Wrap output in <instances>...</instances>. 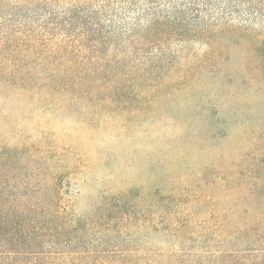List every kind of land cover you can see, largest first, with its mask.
<instances>
[{"label":"rangeland","instance_id":"rangeland-1","mask_svg":"<svg viewBox=\"0 0 264 264\" xmlns=\"http://www.w3.org/2000/svg\"><path fill=\"white\" fill-rule=\"evenodd\" d=\"M20 3L0 0V35L41 31ZM233 24L238 31L223 35L216 67L169 79L204 53L191 43L190 55L162 64L161 77L130 82L117 102L107 92L43 93L39 56L18 71L0 67V200H17L25 215L35 209L37 219L53 207L45 219L58 213L65 227L80 224L59 246L42 244L44 254L61 247L116 264H167L181 255L180 242L213 249L196 239L200 227H212L222 207L249 205L242 193L264 192V17ZM26 76L33 78L6 82ZM179 223L190 230L173 237L168 230Z\"/></svg>","mask_w":264,"mask_h":264},{"label":"trees","instance_id":"trees-1","mask_svg":"<svg viewBox=\"0 0 264 264\" xmlns=\"http://www.w3.org/2000/svg\"><path fill=\"white\" fill-rule=\"evenodd\" d=\"M19 1L21 8L39 17L41 31L12 28L1 34L0 67L12 65L18 71L23 59L39 56L36 83L43 93L60 91L96 99L107 92L115 102L130 82L161 77L165 69L162 64L170 65L179 55H190L191 43H201L204 53L189 56L190 66L184 72L169 74V79L186 82L202 68L216 67L223 57V35L238 31L233 22L247 24L264 17V0ZM19 49L24 55L16 57ZM26 77L6 82L18 85L33 78ZM123 79L128 84L124 85ZM228 192L223 194L225 198H229ZM242 196L251 203L222 207L212 227H200L196 239L213 243V249H186L180 242L181 255L169 258L167 264H264V192L249 191ZM24 209L26 206L17 200H0V264H116L108 255L94 257L80 250L70 253L61 247L44 254L42 244L59 246L56 241L73 235L80 224L68 222V229L57 211L56 217L45 219V214L54 215L53 207L44 211L42 219L35 218V209L27 215ZM180 228L188 226L179 223L168 231L176 237ZM187 234L184 239L192 240ZM40 253L46 257L37 258Z\"/></svg>","mask_w":264,"mask_h":264}]
</instances>
